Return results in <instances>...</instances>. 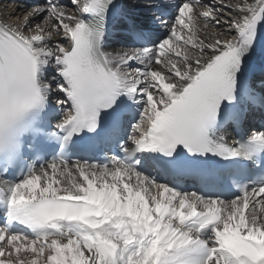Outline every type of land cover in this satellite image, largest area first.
Instances as JSON below:
<instances>
[{
  "label": "snow or ice",
  "instance_id": "1",
  "mask_svg": "<svg viewBox=\"0 0 264 264\" xmlns=\"http://www.w3.org/2000/svg\"><path fill=\"white\" fill-rule=\"evenodd\" d=\"M8 19L0 264H264V131H226L241 100L264 109V0H44ZM148 23L152 46L110 44ZM101 132L111 158L79 155Z\"/></svg>",
  "mask_w": 264,
  "mask_h": 264
},
{
  "label": "bare ground",
  "instance_id": "2",
  "mask_svg": "<svg viewBox=\"0 0 264 264\" xmlns=\"http://www.w3.org/2000/svg\"><path fill=\"white\" fill-rule=\"evenodd\" d=\"M36 3L39 4V6H32L30 7L27 4L20 3L19 0L11 1V0H0V19H6V22L9 24H17L19 23L18 19H8L9 17H22L24 12L31 8L41 7L43 6L42 2L44 3V0H34ZM125 0H117L118 4H123ZM64 3H69V0H64ZM204 3L206 4H215L217 3V0H204ZM119 11V9L115 10ZM138 14L141 18H147L149 21L152 20L153 13L151 11H148V5L144 4L141 8L137 9ZM123 38L122 41H117L116 38ZM123 31L119 32H113L110 36V44L114 45L116 47H132L128 44V40L124 38ZM264 43V41H263ZM152 46V45H151ZM264 62V52L261 51L259 48L257 52L255 53L252 63L254 67V74L253 78L256 83H260L261 79H263V74L260 73L258 64ZM239 108H242V103L240 102L237 106ZM260 130H257L258 132Z\"/></svg>",
  "mask_w": 264,
  "mask_h": 264
},
{
  "label": "rangeland",
  "instance_id": "3",
  "mask_svg": "<svg viewBox=\"0 0 264 264\" xmlns=\"http://www.w3.org/2000/svg\"><path fill=\"white\" fill-rule=\"evenodd\" d=\"M22 3V2H21ZM24 4V3H23ZM42 4H44L43 2H42ZM32 6H39V4H32L30 7H32Z\"/></svg>",
  "mask_w": 264,
  "mask_h": 264
}]
</instances>
